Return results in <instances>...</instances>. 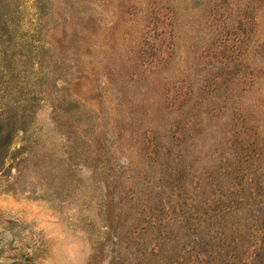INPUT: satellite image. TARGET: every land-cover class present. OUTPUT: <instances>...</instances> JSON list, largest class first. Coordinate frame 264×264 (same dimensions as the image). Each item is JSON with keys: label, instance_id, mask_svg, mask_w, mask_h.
Instances as JSON below:
<instances>
[{"label": "rangeland", "instance_id": "obj_1", "mask_svg": "<svg viewBox=\"0 0 264 264\" xmlns=\"http://www.w3.org/2000/svg\"><path fill=\"white\" fill-rule=\"evenodd\" d=\"M0 264H264V0H0Z\"/></svg>", "mask_w": 264, "mask_h": 264}]
</instances>
